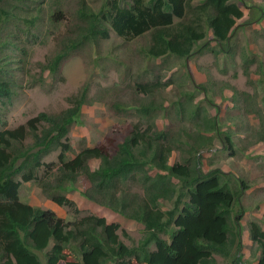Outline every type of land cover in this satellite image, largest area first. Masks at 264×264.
I'll list each match as a JSON object with an SVG mask.
<instances>
[{"label":"trees","instance_id":"16d2710c","mask_svg":"<svg viewBox=\"0 0 264 264\" xmlns=\"http://www.w3.org/2000/svg\"><path fill=\"white\" fill-rule=\"evenodd\" d=\"M16 1L18 4H14ZM108 1L107 11L96 12L81 0L77 15L86 25L79 27L80 32L72 39H64L63 49L48 60L44 70L56 73L71 53L86 46L85 43L98 44L100 39H107L108 28L127 41L151 32L147 57L172 55L187 59L185 66H188L196 55L218 56L227 52L237 22L244 18L242 9L230 0H197L201 3L195 9L200 14L195 18L197 24L185 25L174 33L170 28L176 20L186 18L194 0H133L124 7L121 0ZM36 5L32 8L24 0H0V63L4 50L16 44L15 31H2L8 22H16L28 42L39 37L40 4L36 1ZM246 8L259 12L256 19H249L250 23L264 18L255 5ZM48 19L57 24L64 16L61 10L57 15L51 11ZM21 22L25 23L24 28ZM212 43L216 48H212ZM0 71L1 109L10 100L12 90L10 79L1 76L5 69ZM193 77L188 71V80L192 78L201 86ZM155 78L153 83L137 82L134 86V95L146 99L133 98L135 104L128 106L139 123L119 139L103 140L70 161L66 156L70 146L62 140L81 117L84 106L90 104L88 87L72 99L73 106L66 111L59 115L40 113L13 130L2 129L0 111V264H43L39 253H44L51 244V250L45 253L46 264H217L215 255L222 256L227 264L241 263V218L245 213L241 199L249 187L234 174L220 169L204 173L198 166L197 154L214 139L223 144L226 141L231 150L234 147L231 133L222 130L218 120L220 109L211 117L201 110L200 104L188 110L189 94L185 92L187 99L178 104L180 115L182 120L187 118L192 123L196 134L172 135L157 124L167 108L155 98L163 85L158 75ZM200 91L206 103L216 107L208 89L201 86ZM247 97L251 107L247 113L259 122L254 130L264 142V112L253 97ZM111 106L123 110L121 103ZM143 124L148 127L143 129ZM27 136L33 139L31 144H26ZM59 148H62L59 168L49 164L51 171L38 178L34 172L42 166V156ZM176 150L187 155L184 164L175 161L170 164ZM91 161L97 162L92 166ZM55 168L56 175L49 174ZM151 170L156 174L152 175ZM78 175L85 176L90 183V188L82 193L86 200L143 226L144 235L137 245H125L118 235L120 224L109 223L104 217L91 215L67 222L54 210L35 207L21 199L23 183L34 180L55 205L68 206L72 202L64 193L71 191L68 184H73ZM130 180H136L143 191L128 190ZM163 202L172 203V209L163 210L160 206ZM165 234L170 235L169 241L163 238ZM250 234L261 251L254 264H264V230L252 223Z\"/></svg>","mask_w":264,"mask_h":264},{"label":"rangeland","instance_id":"374dc122","mask_svg":"<svg viewBox=\"0 0 264 264\" xmlns=\"http://www.w3.org/2000/svg\"><path fill=\"white\" fill-rule=\"evenodd\" d=\"M36 1L40 4V14H37L40 25L39 37L34 42H28L25 36H22L14 21L8 22L2 30L15 31L17 35L14 39L16 44H10L4 50V60L0 63V70L5 69L1 76L6 78L5 80L10 79L12 90L10 100H6L0 109L2 129L13 130L26 125L40 113L59 115L72 107V99L78 97L84 87H88L90 104L84 106L81 117L62 140L70 146L66 153L67 160L70 161L84 149L93 148L103 140L119 139L131 126L139 123L135 112L128 106L135 104L133 98L137 101L146 99L143 95H134V86L137 82L153 83L158 75L163 85L155 98L167 108L159 116L161 118L157 124L160 129L172 135L183 133L185 137L196 134L192 123L187 118L182 120L180 115L178 104L187 99V96L183 95L185 92L189 94L188 110L200 104L201 110H205L211 117L217 114V108L220 109L217 117L223 126L222 130L231 133L234 153L226 141L223 144L220 139H214L200 150V160L204 171L220 168L224 172L234 174L249 187L241 199V207L245 209V213L242 217L243 244L240 248L242 260L238 264H254L261 256V251L258 250V245L251 241L249 227L256 223L264 230V142H261L259 133L254 130L259 122L247 113L251 108L247 96L253 97L264 112V81H261L264 73V18L248 24L249 19H256L259 12L252 8L246 10V7L262 5L264 9V0H245V4H241L240 0H230L244 10L243 20L247 25L243 20L238 21L231 48L225 54L196 55L191 58L188 66H185L187 59L182 60L172 55L152 59L145 54L152 44L151 32L137 40L127 41L108 28L107 39H100L98 44L85 43L86 46L71 53L56 73L44 70L43 66L63 49L64 39H72L80 32L79 27L86 25L80 22L77 15L81 0H24L25 4L31 5L32 8L37 6ZM83 1L96 12L102 9L107 11L109 7L108 0ZM121 1L122 7L133 2ZM199 5V1H194L191 9L187 11L186 18L176 20L170 30L175 33L185 25L196 23L195 18L200 14L195 9ZM60 10L64 19L57 24H51L48 19L50 12L57 15ZM25 26V23L21 22V27ZM212 48L216 46L212 44ZM188 71L194 76L197 84L208 89L216 107L206 103L205 96L200 91L201 86L199 88L192 78L188 80ZM116 103H121L123 110L118 111L111 106ZM250 103L252 105L254 102ZM142 127L146 129L148 125L143 124ZM42 130L43 127H40L39 133ZM32 141L33 139L27 136L26 144H31ZM61 152L62 148H59L42 156V166L34 172L38 178L51 171L49 164H55L59 168L58 158ZM172 157L170 164L173 161L184 164L187 155L181 150H176ZM96 162L91 161L90 164L94 166ZM52 173L56 175V168L49 174ZM151 173L155 175L156 171L151 170ZM78 176L73 184H68L71 191L64 193L72 202L68 206L55 205L52 198L44 194L38 182L34 180L23 183L20 189L21 199L35 207L52 209L67 222L79 221L91 215L104 217L109 223L120 224L118 235L125 245H137L144 235L143 226L86 200L82 193L90 188V183L85 176ZM126 188L133 193L143 191L136 180H130ZM160 206L163 210L173 207L170 202H163ZM169 237L170 235H163L167 241ZM52 245L44 253H39L43 264H46L45 253L51 250ZM215 256L217 264H227V260L222 256Z\"/></svg>","mask_w":264,"mask_h":264},{"label":"clouds","instance_id":"9594fccd","mask_svg":"<svg viewBox=\"0 0 264 264\" xmlns=\"http://www.w3.org/2000/svg\"><path fill=\"white\" fill-rule=\"evenodd\" d=\"M194 1H197V0H194ZM240 1H242L241 2V4H245L246 2H244L245 0H240ZM239 1V2H240ZM200 2V1H199ZM231 3H233V2H231ZM192 4H193V2H192ZM201 4V3H200ZM235 4H237V3H235ZM238 5V4H237ZM239 6V5H238ZM240 7V6H239ZM256 7H258V8H260L261 9V11L262 12H264V9H263V7H262V5H258V6H256ZM241 8V7H240ZM242 9V8H241ZM250 8H246V10H249ZM253 9V8H252ZM252 9H250V10H252ZM253 10H255L256 12H258V10L257 9H253ZM242 11L244 12V10L242 9ZM264 14V13H263ZM244 18H245V12H244ZM243 18V19H244ZM242 19V20H243ZM263 19V17H261V19L260 20H262ZM239 21H241V20H239ZM258 21V20H257ZM243 23L245 24V25H247L246 23H245V20H243ZM253 23H254V21H253ZM253 23H248V24H253ZM237 27H238V22H237ZM146 35V34H145ZM212 36V33L210 34V37ZM213 38V37H212ZM206 40V39H205ZM212 44H214V43H212ZM230 44H232V43H230ZM215 45V44H214ZM212 46V45H211ZM231 46V45H230ZM231 48V47H230ZM230 48L229 49H227V52H229V50H230ZM227 52H224V53H221V54H225V53H227ZM200 156H201V154H199L198 153V159L200 160ZM181 164V163H180ZM199 169L202 171V172H204V173H208V172H211V171H214V170H217V169H220V168H217V169H214V170H210V171H204L203 169H202V162H201V160L199 161ZM220 171H222V172H224L223 170H221L220 169ZM224 173H230V172H224ZM232 174V173H231ZM244 217V216H243ZM242 220H243V218H241V232H242ZM250 229H251V227H249V233H250ZM242 236H243V232H242V234H241ZM250 237H251V234H250ZM251 241L253 242V240H252V238H251ZM254 243V242H253ZM255 244V243H254ZM241 256V255H240ZM259 258H260V256H259Z\"/></svg>","mask_w":264,"mask_h":264}]
</instances>
